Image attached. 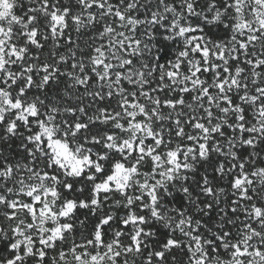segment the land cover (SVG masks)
I'll return each mask as SVG.
<instances>
[{"label":"snow or ice","instance_id":"snow-or-ice-1","mask_svg":"<svg viewBox=\"0 0 264 264\" xmlns=\"http://www.w3.org/2000/svg\"><path fill=\"white\" fill-rule=\"evenodd\" d=\"M0 264H264V0H0Z\"/></svg>","mask_w":264,"mask_h":264}]
</instances>
